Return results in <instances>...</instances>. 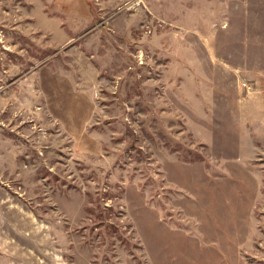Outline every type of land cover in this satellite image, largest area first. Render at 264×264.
<instances>
[{"label": "rangeland", "instance_id": "1", "mask_svg": "<svg viewBox=\"0 0 264 264\" xmlns=\"http://www.w3.org/2000/svg\"><path fill=\"white\" fill-rule=\"evenodd\" d=\"M238 2L0 0V264H264Z\"/></svg>", "mask_w": 264, "mask_h": 264}, {"label": "crops", "instance_id": "2", "mask_svg": "<svg viewBox=\"0 0 264 264\" xmlns=\"http://www.w3.org/2000/svg\"><path fill=\"white\" fill-rule=\"evenodd\" d=\"M238 1L240 2V0ZM253 2L257 3L256 9L261 10V12L264 13V0H253ZM253 7H254V4H253ZM263 19H264V15H263ZM261 30L264 32V23H262ZM259 43L262 46V50L260 52H262L263 54L262 56L264 57V38L260 40ZM248 65H251V67L249 66L251 70L248 72H251L250 75L252 76V80H254L253 82H255L254 91H256V92L249 93L248 99L249 101L252 102V105L257 104L258 111L264 114V64L260 66L259 63H256V65L253 66L250 62H248ZM263 118H264V115H263Z\"/></svg>", "mask_w": 264, "mask_h": 264}]
</instances>
